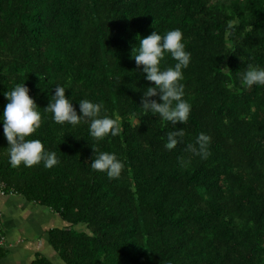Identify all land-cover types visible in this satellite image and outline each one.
I'll return each instance as SVG.
<instances>
[{"label":"trees","instance_id":"1","mask_svg":"<svg viewBox=\"0 0 264 264\" xmlns=\"http://www.w3.org/2000/svg\"><path fill=\"white\" fill-rule=\"evenodd\" d=\"M175 28L192 54V110L174 126L140 107L154 82L131 51L137 34ZM249 63L264 67V0H0V112L24 82L42 113L30 138L60 160L12 167L0 121L2 194L65 223L44 234L56 262L39 252L31 264H264V86H241ZM57 83L77 114L84 98L119 114L121 134L97 141L84 121L56 123L43 108ZM174 128L185 135L167 150ZM200 132L211 137L206 159L186 150ZM92 147L124 161L119 178L91 169Z\"/></svg>","mask_w":264,"mask_h":264},{"label":"clouds","instance_id":"2","mask_svg":"<svg viewBox=\"0 0 264 264\" xmlns=\"http://www.w3.org/2000/svg\"><path fill=\"white\" fill-rule=\"evenodd\" d=\"M236 27L235 21H228L227 30ZM138 41L131 51V58L137 67L143 66L144 79L154 82L143 89L140 107L144 113L158 114L165 122L176 125L178 122L186 124L192 110L191 103L185 99L184 69L188 68L192 54L186 50V42L180 28L160 33L156 30L146 37L137 34ZM170 55L175 61L168 64L166 57ZM226 76L231 77L232 70L227 66L220 68ZM242 87L250 88L253 85L264 86V67L249 63L246 69L238 72ZM139 79V77H136ZM121 81V78H118ZM233 87L231 83L227 85ZM64 85L57 83L54 94L50 95L45 113L52 114V119L58 124L79 125L82 121L89 127V134L97 141L107 136L116 137L122 132L121 116L109 115L102 102H95L84 98L79 100V112L73 106L72 98L66 97ZM7 103L0 112V121L3 123V133L8 142V158L12 167L23 164L32 167L43 162L44 167L52 168L60 163L55 151L49 150L41 139L30 138L42 124L40 107L29 95V88L25 83L15 84L11 90L3 93ZM159 97V101L151 99ZM139 124V120H138ZM185 135L184 128H174L166 133L164 147L173 150L182 142ZM211 137L200 132L196 144H188L186 150L206 159L210 155L209 144ZM198 146V147H197ZM94 158L90 163L92 170L105 172L109 178H119L125 163L117 153L101 151L92 147ZM181 166H187L190 161L179 158Z\"/></svg>","mask_w":264,"mask_h":264},{"label":"crops","instance_id":"3","mask_svg":"<svg viewBox=\"0 0 264 264\" xmlns=\"http://www.w3.org/2000/svg\"><path fill=\"white\" fill-rule=\"evenodd\" d=\"M0 195V207L2 206V212H0V215L4 213L0 218V249L3 251L6 250L8 252L4 258L2 257V259H0V264H31L34 256L39 252L46 253V255H48V257L52 259L53 262H56L55 254L51 249L50 250L52 252L50 254L47 253L48 250L45 247L44 249H39V237L42 235V231L38 233L36 232L35 228H31L30 226L28 227L30 224L28 221L32 220L33 218L29 213L31 211L37 212V221L42 220L44 222L48 220L49 223L46 225L47 230L64 227L65 223L62 221V219L57 214H54L53 212H50L44 208H42V211H39L40 208H38V206H30L25 204L26 208H29L30 210H24L23 212L22 210L19 211L18 209L14 211V213L17 215L20 213L27 217V229H24L20 220L9 216V214L6 212H3L5 203L7 201L9 203V200L6 198L10 197H5L6 195L1 193Z\"/></svg>","mask_w":264,"mask_h":264},{"label":"rangeland","instance_id":"4","mask_svg":"<svg viewBox=\"0 0 264 264\" xmlns=\"http://www.w3.org/2000/svg\"><path fill=\"white\" fill-rule=\"evenodd\" d=\"M2 190H3V187L0 185V193H1ZM0 198H1V195H0ZM10 198H6V199L9 200V203H8V201L5 203V208H4L3 212H6V213L9 214V216H12L13 218H17L18 220H20L22 222V224H23V228L27 229V217L23 216L20 213H18V215L16 213H14V211L18 210V209H19V211L22 210L23 212H24V210H27V211L30 210L29 208H26L25 204H27V203L22 201V198L17 197V196H13V197H10ZM1 207H0V212H2ZM42 210H43L42 208L39 209V211H42ZM3 214L4 213H2V215ZM29 214L33 218H32V220L28 221L30 223L28 225V227L30 226L31 228L32 227L35 228L36 232H38V233L42 231V235H41L40 240H39V244H40L39 249H44V247H45L48 250L47 253L50 254L52 251L48 247V245L46 243V240H45L46 237L44 236V234L48 231L46 225L49 223V221L48 220H46L44 222L42 220H38L37 221V219H38V218H36L37 212L31 211ZM2 215H0V218H1Z\"/></svg>","mask_w":264,"mask_h":264},{"label":"built area","instance_id":"5","mask_svg":"<svg viewBox=\"0 0 264 264\" xmlns=\"http://www.w3.org/2000/svg\"><path fill=\"white\" fill-rule=\"evenodd\" d=\"M1 194H2V192H1Z\"/></svg>","mask_w":264,"mask_h":264}]
</instances>
